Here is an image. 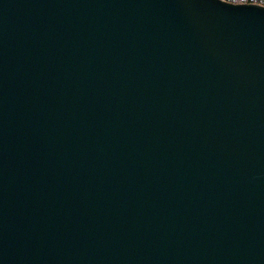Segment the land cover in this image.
<instances>
[{"label": "water", "instance_id": "1", "mask_svg": "<svg viewBox=\"0 0 264 264\" xmlns=\"http://www.w3.org/2000/svg\"><path fill=\"white\" fill-rule=\"evenodd\" d=\"M0 264H264V4L0 0Z\"/></svg>", "mask_w": 264, "mask_h": 264}, {"label": "trees", "instance_id": "2", "mask_svg": "<svg viewBox=\"0 0 264 264\" xmlns=\"http://www.w3.org/2000/svg\"><path fill=\"white\" fill-rule=\"evenodd\" d=\"M231 1H238V0H231ZM240 1L260 2V3L264 4V0H240Z\"/></svg>", "mask_w": 264, "mask_h": 264}, {"label": "rangeland", "instance_id": "3", "mask_svg": "<svg viewBox=\"0 0 264 264\" xmlns=\"http://www.w3.org/2000/svg\"><path fill=\"white\" fill-rule=\"evenodd\" d=\"M238 1H240V0H238Z\"/></svg>", "mask_w": 264, "mask_h": 264}]
</instances>
